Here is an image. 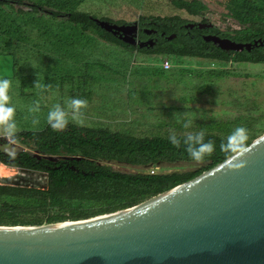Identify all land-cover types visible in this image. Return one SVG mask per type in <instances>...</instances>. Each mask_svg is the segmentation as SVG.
Segmentation results:
<instances>
[{
  "label": "rangeland",
  "instance_id": "rangeland-1",
  "mask_svg": "<svg viewBox=\"0 0 264 264\" xmlns=\"http://www.w3.org/2000/svg\"><path fill=\"white\" fill-rule=\"evenodd\" d=\"M198 1L205 10L196 16L178 9L171 0H86L80 10L90 12L98 20L107 18L111 21L107 22L118 26L135 25L141 17L179 16L188 23L205 21L231 36L243 28L230 17L224 0ZM13 8L26 10L17 4ZM57 30L51 29L52 33ZM33 36L37 45L33 40L27 43L13 40L19 45H12L10 53H0V78L12 82L9 94L16 108L17 133L42 130L53 105H64L75 97L88 103L82 110L83 124H70L85 128H105L133 136H169L172 132L184 135L201 130L203 124L240 117L259 128L257 138L264 134V64L171 59L127 51L96 36L64 43ZM165 59L171 63L167 72L161 70ZM37 103L39 111H30ZM186 119L193 120L191 129L183 128ZM0 151L4 155L26 151L37 158L43 157L5 139L2 132ZM98 163L128 173L149 169L118 161ZM153 166L157 173H172L192 171L198 165L162 160ZM43 176L0 163L1 185L41 189L46 187ZM12 180L18 183H10Z\"/></svg>",
  "mask_w": 264,
  "mask_h": 264
},
{
  "label": "trees",
  "instance_id": "trees-1",
  "mask_svg": "<svg viewBox=\"0 0 264 264\" xmlns=\"http://www.w3.org/2000/svg\"><path fill=\"white\" fill-rule=\"evenodd\" d=\"M85 1L0 0V40L3 45L0 53H10L12 45H19L14 44L13 40L25 43L33 40L32 43L37 45L33 34L39 39L52 38L55 43L79 42L96 36L106 43L133 51V47L100 28L94 21L96 16L80 10ZM224 1L230 17L243 26L235 31V35L225 32L224 36L239 43H252L256 38L263 41L264 0ZM171 2L178 9L194 16L205 10V6L198 0ZM15 4L24 6L26 10H15ZM101 19L111 22L107 18ZM139 21L149 25L156 23L168 34L183 23H188L179 16L141 17ZM53 27L58 29L55 33L51 31ZM139 52L171 59L195 58L211 63L264 64V42L249 51L225 52L205 43L203 39L179 35L154 50L142 49ZM161 70L167 72L162 67ZM252 124L239 117L213 125H201L205 140L214 141L216 151L200 162L190 159L183 145L174 148L168 140L169 136H133L70 123L63 132L53 131L48 123L39 131H20L15 142L43 157L37 158L26 151L13 155H4L0 151V163L9 168L46 175V187L40 189L0 184V226H42L85 220L136 206L224 161L226 153L222 152L220 146L237 127L247 129L248 146L257 138L256 132L259 129ZM184 135L177 136L183 138ZM102 160L149 169L135 173L122 172L99 164L98 161ZM162 160L198 166L188 172L157 173L153 165Z\"/></svg>",
  "mask_w": 264,
  "mask_h": 264
},
{
  "label": "water",
  "instance_id": "water-1",
  "mask_svg": "<svg viewBox=\"0 0 264 264\" xmlns=\"http://www.w3.org/2000/svg\"><path fill=\"white\" fill-rule=\"evenodd\" d=\"M94 21L123 43L136 29ZM202 39L234 52L264 42ZM248 149L242 169L224 160L121 211L42 226H0V264H264V134Z\"/></svg>",
  "mask_w": 264,
  "mask_h": 264
},
{
  "label": "clouds",
  "instance_id": "clouds-1",
  "mask_svg": "<svg viewBox=\"0 0 264 264\" xmlns=\"http://www.w3.org/2000/svg\"><path fill=\"white\" fill-rule=\"evenodd\" d=\"M11 81L9 79L0 78V132L3 133L5 139L15 142L17 135V123L15 119L16 108L11 102L10 89ZM87 100L82 98H69L64 105L56 103L47 113V123L55 132H63L67 129L70 122L83 124L84 112L87 107ZM32 112L39 111L38 103L30 109ZM37 123V121H33ZM193 120L186 119L183 122L184 129H191ZM168 140L174 148H181L188 154L189 158L200 162L206 157L211 156L216 151V144L212 140H205L203 130L189 131L183 138L178 137L172 132ZM248 131L243 127H237L222 142L221 150L226 153L225 160L227 166L235 169H242L246 166L244 159L248 152Z\"/></svg>",
  "mask_w": 264,
  "mask_h": 264
},
{
  "label": "flooded vegetation",
  "instance_id": "flooded-vegetation-1",
  "mask_svg": "<svg viewBox=\"0 0 264 264\" xmlns=\"http://www.w3.org/2000/svg\"><path fill=\"white\" fill-rule=\"evenodd\" d=\"M187 24H193L194 26L192 28L186 27ZM197 24H200L202 27L199 28ZM132 33L133 34L124 37L130 41V43H126V44L133 47L134 51L137 52H139V50L142 49L154 50L158 48L159 45H162L164 42H170L176 39L179 35H183V36L186 35L190 38L197 37L200 39H202L203 36H218L221 39H229L231 41L236 42L231 37L224 36L225 32L220 31L214 25L207 23L205 21L183 23L181 27L176 28V30L170 32L169 34L161 30L159 25L156 23H152V25H149L147 23L141 24L137 22L136 29H134ZM115 37L118 40H120L118 35H115ZM257 39L259 38H256L254 40ZM204 42L207 44H212L214 47H216L221 51L231 52L229 50H222L217 45H214L211 42H206V41Z\"/></svg>",
  "mask_w": 264,
  "mask_h": 264
},
{
  "label": "built area",
  "instance_id": "built-area-1",
  "mask_svg": "<svg viewBox=\"0 0 264 264\" xmlns=\"http://www.w3.org/2000/svg\"><path fill=\"white\" fill-rule=\"evenodd\" d=\"M169 68H171V63L169 62V60L165 59L162 62V69L168 70ZM151 173H153V172L151 171Z\"/></svg>",
  "mask_w": 264,
  "mask_h": 264
}]
</instances>
